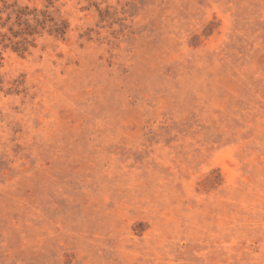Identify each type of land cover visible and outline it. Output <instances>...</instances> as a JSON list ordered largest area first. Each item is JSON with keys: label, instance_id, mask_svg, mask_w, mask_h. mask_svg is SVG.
Listing matches in <instances>:
<instances>
[{"label": "rangeland", "instance_id": "1", "mask_svg": "<svg viewBox=\"0 0 264 264\" xmlns=\"http://www.w3.org/2000/svg\"><path fill=\"white\" fill-rule=\"evenodd\" d=\"M0 264H264V0H0Z\"/></svg>", "mask_w": 264, "mask_h": 264}]
</instances>
